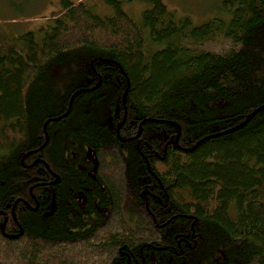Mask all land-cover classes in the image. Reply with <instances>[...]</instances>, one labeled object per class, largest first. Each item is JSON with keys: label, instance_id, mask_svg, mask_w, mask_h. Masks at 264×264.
Here are the masks:
<instances>
[{"label": "trees", "instance_id": "trees-1", "mask_svg": "<svg viewBox=\"0 0 264 264\" xmlns=\"http://www.w3.org/2000/svg\"><path fill=\"white\" fill-rule=\"evenodd\" d=\"M103 1L0 22V264H264V0Z\"/></svg>", "mask_w": 264, "mask_h": 264}, {"label": "rangeland", "instance_id": "rangeland-1", "mask_svg": "<svg viewBox=\"0 0 264 264\" xmlns=\"http://www.w3.org/2000/svg\"><path fill=\"white\" fill-rule=\"evenodd\" d=\"M80 1V0H71ZM93 7L100 15L111 12L103 0H81ZM123 9L133 18L139 19L145 4L137 0H121ZM177 16L187 15L193 24H200L212 17L222 0H163ZM61 9L60 0H0V22L10 34L36 29L45 23L53 12ZM220 44H206L208 49L218 50Z\"/></svg>", "mask_w": 264, "mask_h": 264}, {"label": "water", "instance_id": "water-1", "mask_svg": "<svg viewBox=\"0 0 264 264\" xmlns=\"http://www.w3.org/2000/svg\"><path fill=\"white\" fill-rule=\"evenodd\" d=\"M73 97V96H72ZM72 97H71V99H72ZM70 102H71V100H70ZM69 106H70V104H69ZM261 108H264V104L262 105V106H260L258 109H261ZM257 109V110H258ZM257 110H255V111H253L243 122H241L240 124H238V125H236V126H234V127H232V128H229V129H226V130H223V131H220V132H215L214 134H211V135H208V136H206V137H204V138H202V139H200V141H198L192 148H194V147H196L200 142H202V141H204L205 139H208V138H210V137H213V136H216V135H219V134H221V133H225V132H231V131H233V130H235V129H237V128H240L242 125H244L250 118H251V116L257 111ZM125 116V115H124ZM124 119L125 118H123V120H122V122L120 123V125L118 126V128H117V135H119V128H120V126L122 125V123L124 122ZM44 164H45V166L48 168V165L44 162ZM49 169V168H48ZM57 181V178H56V180H55V182ZM4 225H5V221H4V223H3V226H2V231H4Z\"/></svg>", "mask_w": 264, "mask_h": 264}]
</instances>
